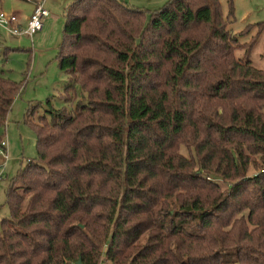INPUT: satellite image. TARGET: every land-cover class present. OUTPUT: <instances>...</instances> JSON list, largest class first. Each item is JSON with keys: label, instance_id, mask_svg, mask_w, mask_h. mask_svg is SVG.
<instances>
[{"label": "trees", "instance_id": "16d2710c", "mask_svg": "<svg viewBox=\"0 0 264 264\" xmlns=\"http://www.w3.org/2000/svg\"><path fill=\"white\" fill-rule=\"evenodd\" d=\"M62 15V105L23 114L36 157L5 191L0 264H264V21L240 43L231 0ZM19 89L0 74V128Z\"/></svg>", "mask_w": 264, "mask_h": 264}, {"label": "rangeland", "instance_id": "374dc122", "mask_svg": "<svg viewBox=\"0 0 264 264\" xmlns=\"http://www.w3.org/2000/svg\"><path fill=\"white\" fill-rule=\"evenodd\" d=\"M49 12L48 20L41 32L30 38L13 35L0 27V74L12 82L19 83L20 89L14 96L5 124L0 128V138L5 141L6 163L0 178V219L8 215L4 204L8 183L19 166L36 157L34 133L23 123V114L34 107L32 117L44 115L45 101L52 107L62 105L60 94L67 82L66 76L58 69L55 61L57 46L61 40L63 9L72 0H35ZM128 6L148 12L162 7L168 0H119ZM224 17L228 12V0H218ZM33 0H0V9L5 13L22 15ZM232 15L228 18L227 30L238 36V42H248L256 32L253 28L245 35H239L246 25L264 21V0H231ZM253 45L250 61L253 66L264 69V35ZM78 99L80 98L76 88ZM45 119L47 120V116ZM181 153L187 155L182 149ZM222 187L224 184L221 185Z\"/></svg>", "mask_w": 264, "mask_h": 264}, {"label": "built area", "instance_id": "2783aa9c", "mask_svg": "<svg viewBox=\"0 0 264 264\" xmlns=\"http://www.w3.org/2000/svg\"><path fill=\"white\" fill-rule=\"evenodd\" d=\"M48 15V11L35 1L30 15L24 24H20L14 12L5 13L0 9V27L13 35H26L29 38L42 27V20ZM5 141L0 139V178L6 163Z\"/></svg>", "mask_w": 264, "mask_h": 264}, {"label": "crops", "instance_id": "0c3cea01", "mask_svg": "<svg viewBox=\"0 0 264 264\" xmlns=\"http://www.w3.org/2000/svg\"><path fill=\"white\" fill-rule=\"evenodd\" d=\"M34 3H35V0H33V3H30L29 8L26 10V12L24 14L19 15V14L15 13L17 15V17H18V21L20 22V24H22V25L24 24L26 18L30 15V13H31V11H32V9L34 7ZM48 16H49V12H48V15L42 20V27H41V29L39 31H36L35 33L41 32L42 28L44 27L43 24L45 25V23L48 21V20H46L48 18ZM35 33H33V34H35ZM3 171H4V169H3Z\"/></svg>", "mask_w": 264, "mask_h": 264}]
</instances>
